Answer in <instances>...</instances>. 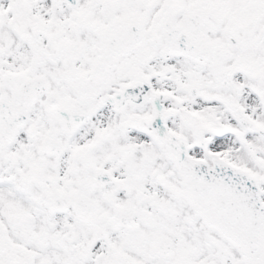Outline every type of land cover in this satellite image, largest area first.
Masks as SVG:
<instances>
[{
	"label": "snow or ice",
	"instance_id": "6c2138e0",
	"mask_svg": "<svg viewBox=\"0 0 264 264\" xmlns=\"http://www.w3.org/2000/svg\"><path fill=\"white\" fill-rule=\"evenodd\" d=\"M0 264H264V0H0Z\"/></svg>",
	"mask_w": 264,
	"mask_h": 264
}]
</instances>
